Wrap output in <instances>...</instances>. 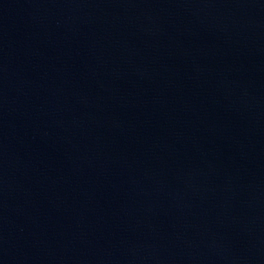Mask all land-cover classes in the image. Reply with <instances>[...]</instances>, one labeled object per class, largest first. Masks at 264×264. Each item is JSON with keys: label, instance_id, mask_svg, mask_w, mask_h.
I'll return each instance as SVG.
<instances>
[{"label": "water", "instance_id": "95a60500", "mask_svg": "<svg viewBox=\"0 0 264 264\" xmlns=\"http://www.w3.org/2000/svg\"><path fill=\"white\" fill-rule=\"evenodd\" d=\"M0 264H264V0H0Z\"/></svg>", "mask_w": 264, "mask_h": 264}]
</instances>
